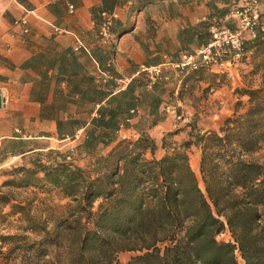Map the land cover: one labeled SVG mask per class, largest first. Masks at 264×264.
Here are the masks:
<instances>
[{
    "label": "trees",
    "instance_id": "obj_1",
    "mask_svg": "<svg viewBox=\"0 0 264 264\" xmlns=\"http://www.w3.org/2000/svg\"><path fill=\"white\" fill-rule=\"evenodd\" d=\"M102 21L100 17L98 30ZM261 27L259 15L255 37L245 38L247 48L254 51L251 74L258 75L259 84L236 89L247 103L237 100L217 131L202 132L188 123L184 140L178 142L172 139L176 132H167L158 144L146 131L164 119L160 107L168 89L167 75L162 69L150 79L140 70L107 105L97 108L81 143L65 151L48 149L47 154L53 155L49 163L38 160L32 167L13 169L21 177L5 185H49L73 202L74 226L81 228L85 217L90 227L78 235L72 264H121L117 254L123 251L137 252L127 264H238L237 255L243 264H264V166L251 158L264 140ZM205 70L186 73L181 90L190 80L200 81ZM100 71L108 77L99 72L103 86L89 91L90 99L118 88L111 80L112 66ZM172 92L168 91L169 98ZM138 107L144 114L132 122ZM242 107L244 111L238 112ZM72 123L66 121V127ZM192 147L200 152L198 170L204 190L190 166ZM81 153L94 157L95 167L87 170L77 164ZM9 200L0 194V203ZM11 206L14 213L23 211L21 205ZM27 220V229L38 240H30L29 234L0 235V256L5 258L0 264H42L51 244L49 231ZM225 229L231 240H217ZM9 243L11 247L3 252L2 245ZM21 243L27 246L20 261L14 262L11 255L20 251Z\"/></svg>",
    "mask_w": 264,
    "mask_h": 264
},
{
    "label": "crops",
    "instance_id": "obj_2",
    "mask_svg": "<svg viewBox=\"0 0 264 264\" xmlns=\"http://www.w3.org/2000/svg\"><path fill=\"white\" fill-rule=\"evenodd\" d=\"M241 2L0 0V170L60 142L71 143L68 149L81 143L97 108L107 105L142 66L164 65L166 60H177L182 52L196 51L210 40L208 27L213 18L236 28L230 12ZM257 8L264 23V0H258ZM101 12L112 16L108 41L99 35ZM21 19L26 32L14 24ZM108 65L118 88L88 98L89 91L103 86L99 72ZM172 89V96L179 99L182 83ZM169 90L160 107L164 119L149 127V132L159 127L166 132L170 116L180 112L178 104L169 105L165 100ZM143 114L138 107L131 121ZM66 121L73 123L66 127ZM7 180L0 176V188Z\"/></svg>",
    "mask_w": 264,
    "mask_h": 264
},
{
    "label": "rangeland",
    "instance_id": "obj_3",
    "mask_svg": "<svg viewBox=\"0 0 264 264\" xmlns=\"http://www.w3.org/2000/svg\"><path fill=\"white\" fill-rule=\"evenodd\" d=\"M250 49V48H248ZM249 55L248 60L244 64H238L234 70L232 69V76H227L226 73L220 71H211L206 69L202 75L200 81L190 80L188 85L184 87L179 99L175 100V96L166 95V99L169 105L178 104L180 108L179 113H173L170 118L171 126H168L166 132L162 128H156L152 132L146 131V134L153 137L157 143L160 144L161 139L166 136L167 132H176L172 139L178 142L184 140L187 137L186 133L190 130L188 123L194 124L195 128L200 131L219 129L223 120L229 117L233 113V108L237 100L241 99L246 105L247 98L240 96L237 92V88H255L259 84V78L257 74H251L253 68V49ZM163 71L167 75L165 80L168 89H172L174 85L181 84V80L188 71H182V73L176 70L170 69L167 66L163 67ZM180 81V82H179ZM242 107L238 112H243ZM174 124L176 126H174ZM166 129V128H165ZM162 134V135H161ZM60 142L53 146L52 149L58 151H65L71 143ZM65 144V145H64ZM46 151H42L41 154L32 153L26 155L24 158L9 162L7 167L0 170V176L3 180L13 179L18 181L21 177L20 174H14V165L17 167L33 166L34 161L41 160L43 163H49L53 155H48ZM190 166L195 171L199 187L204 190V185L201 181L200 171L198 170V164L200 160V152L198 149L192 147L189 151ZM98 154L103 152L98 151ZM77 164L86 168L92 169L96 159L89 157L83 153L79 154ZM94 158V159H93ZM251 158L258 160L264 166V140L260 144V147L255 150ZM195 167V168H194ZM196 169V170H195ZM197 171V172H196ZM0 192L9 195L10 204L21 205L23 207L22 212H12L10 204L8 206L0 205V235L9 234H29L30 240H38L27 229L29 221L27 218L34 220V224L40 228H46L49 231V237L51 244L47 248L45 256L42 258V264H72L73 256L77 253V238L80 232H83L85 227H90L86 222L85 217L81 218V228L74 226L73 217V202L68 198L63 197L62 193L52 188L49 185H45L42 188H33L27 186L25 188H19L15 185H5L0 188ZM94 203V210L97 203ZM217 240H231L230 234L227 229L222 233L216 235ZM9 245H2L3 252H7ZM21 246L20 251L13 253L11 259L14 262L20 261V256L27 245L25 243L19 244ZM137 252H119L117 254V260L121 264H127ZM238 258V264H243L242 258ZM5 258L0 256V262H4Z\"/></svg>",
    "mask_w": 264,
    "mask_h": 264
},
{
    "label": "built area",
    "instance_id": "obj_4",
    "mask_svg": "<svg viewBox=\"0 0 264 264\" xmlns=\"http://www.w3.org/2000/svg\"><path fill=\"white\" fill-rule=\"evenodd\" d=\"M257 4L258 0H242L241 4L230 12V18L236 21V28L232 29L223 24L221 18H213L208 27L210 40L206 44L194 52H182L177 60H166L164 65L142 66L141 70L148 73L150 79L159 75L164 66L180 73L200 68L218 70L233 78L232 69L248 59L252 53L245 45V38L247 36L252 39L256 35L260 15ZM101 16L103 21L99 27V35L102 40L108 41L111 37L109 28L112 16L106 12H101ZM14 24L20 25L22 32L27 31L24 19L14 21ZM261 30H264V27H261ZM101 74L108 77L105 72Z\"/></svg>",
    "mask_w": 264,
    "mask_h": 264
},
{
    "label": "bare ground",
    "instance_id": "obj_5",
    "mask_svg": "<svg viewBox=\"0 0 264 264\" xmlns=\"http://www.w3.org/2000/svg\"><path fill=\"white\" fill-rule=\"evenodd\" d=\"M193 168V167H192ZM195 168V167H194ZM196 170V169H195ZM197 172V171H196Z\"/></svg>",
    "mask_w": 264,
    "mask_h": 264
}]
</instances>
